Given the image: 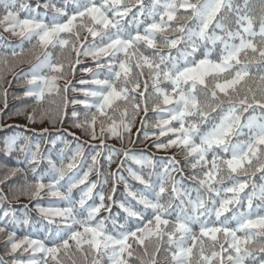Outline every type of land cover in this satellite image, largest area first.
I'll use <instances>...</instances> for the list:
<instances>
[{"label": "snow or ice", "instance_id": "obj_1", "mask_svg": "<svg viewBox=\"0 0 264 264\" xmlns=\"http://www.w3.org/2000/svg\"><path fill=\"white\" fill-rule=\"evenodd\" d=\"M40 7L45 11H38ZM178 9L184 14L178 15ZM0 29L17 37L21 46L25 41L31 45L23 96L40 105L55 92L65 108L83 105V120L73 107L70 117L66 112L60 117L61 123L70 118L84 135L99 139L98 145L78 142L73 149L57 136L46 154L36 137L47 129L36 133L22 125H0V132L10 133L0 136V155L15 165L0 163V183L22 177L7 193L0 188V234H7L5 255L11 257L10 264H77L76 253L83 258L81 264H88L89 255L92 264H103L105 257L107 264H130L131 258L158 264L162 251L164 264H264V0H151L147 5L144 0H63L62 6L37 0L35 8L24 0H0ZM0 41L5 47L11 44L3 35ZM57 48L74 52L75 62L70 55L67 64L54 59L50 49ZM174 50L178 56L171 54ZM23 55V47L19 53L11 51L14 59ZM82 56L91 57L95 67L81 68L92 79H80L75 87L68 77L74 76ZM2 63L7 67L6 57ZM253 67L258 76L251 72ZM59 80L65 81L63 87ZM69 91L83 99L68 97ZM149 100L158 116L151 125ZM141 110V127L133 140L132 127ZM37 112L17 109L9 115H25L33 122ZM117 112L118 119L110 114ZM39 115L43 119L48 114ZM141 132L145 139L151 135V147L157 151L178 149L159 158L160 171H155L153 155L145 154L147 148L123 146L126 140L132 145L141 142ZM108 138L122 147L106 144ZM58 141L65 147L56 151ZM98 148L106 149L107 156ZM102 156L109 165L116 157L122 159L115 171L106 173L100 166ZM177 156L189 170L190 186L175 178L176 173L183 177ZM128 159L153 169L147 179L127 169L152 198L128 191L125 177L119 175ZM42 162L47 167L40 171ZM93 172L95 180L90 179ZM257 173L259 185L251 179ZM119 182H124L127 197L143 208L115 198ZM73 190L80 192L79 199L73 198ZM44 194L56 198L49 199L47 207L41 204ZM21 196L35 201L48 221L45 240L28 234L17 237L16 227L30 221L2 205L9 197ZM165 196L167 201L161 202ZM113 205L122 210L124 222L118 223L120 212L112 216ZM109 220L111 229L106 226ZM146 241L153 251H148ZM134 244L144 249L142 256H135ZM0 264H5L2 258Z\"/></svg>", "mask_w": 264, "mask_h": 264}, {"label": "trees", "instance_id": "obj_2", "mask_svg": "<svg viewBox=\"0 0 264 264\" xmlns=\"http://www.w3.org/2000/svg\"><path fill=\"white\" fill-rule=\"evenodd\" d=\"M59 1H61L63 3V0H59ZM24 2H26L27 4H29L30 7H33V8H35L37 5V0H24ZM44 2H45V0H40L41 5ZM52 2L56 3V0H52ZM162 2H163V0H162ZM238 2L242 3L243 0H238ZM144 3L146 5L150 4L151 0H144ZM37 10L40 12L45 11L42 7L38 8ZM136 10L137 9H133V11H136ZM126 19L132 20V16H128ZM141 19H143V17H141ZM132 28L134 29L135 25H132ZM216 31H217V34L223 35V33L220 32V30L217 29ZM0 35H3L4 37L7 38L8 41L11 42V44L9 46L5 47L3 44V41H0V125H8V124L22 125V126H26L28 129H34L36 133H40L43 129H47L48 130L47 133H45L42 137H40V136L36 137V139H38L41 143L42 150L46 154H47V150L49 148L54 147L50 143V141L52 139H55L57 136H60L63 140H67L69 148H73V149L75 148V146L78 142H87L88 144H97L98 145L99 144L98 139L97 140H91L88 136L83 134V132L80 128L77 131L75 129H71L70 127H68V124H67L68 121L66 120L67 118H64L63 122L61 123L60 117H63L65 112L64 113L62 112L63 114H61V116L59 117L57 115V113L55 111H53L51 115H53L52 119L55 122L54 123L51 122V123H49V125H41L44 123L42 120H38L40 118L38 112H37V118L33 122L27 121V119L25 118V115H14V116L9 115V113L15 112L17 109L23 110L25 113L33 111L32 108L34 106H31V104H34L35 101L32 98H28V97L23 96V92L25 91V86H24L25 74L30 71V63H28V58L31 55L28 52V49L31 48V45L28 44L27 41H25V42H23V45L21 46V43L17 37H13L8 33H4L2 31V29H0ZM170 35H173V34H170ZM21 47H23V49H24V55L20 58L14 59L11 56V51L14 48L19 53L21 51ZM179 47L183 48L184 46L180 45ZM209 47H211V45H209ZM171 54L173 56L179 55V53L176 52L175 50ZM5 57L8 60L7 67H5L4 64L2 63V61ZM56 57H57V55H56ZM62 58H63L62 60H64L65 64H67V62H68L67 57L63 56ZM23 59H24L25 63H23L22 65H19V66H15V65L13 66L14 62L17 63V61L23 60ZM80 61H81L80 64L76 65V69L79 68L81 70V68H85V67L86 68H94L95 67V63H94V65L90 66V64L92 62H94V61H92V59L87 60V59H81L80 58ZM251 72L254 75H257V76L259 75V73L257 72V69L255 67H253L251 69ZM84 75H88L87 80L92 79V76L89 75L88 73L84 72L82 74V76H84ZM71 76H73V75L70 73L69 77H71ZM69 77H68V79H69ZM78 77H80V76L76 74V78H74L75 81L72 83V84H75V86H76V84L78 86H80L78 83V81L80 79ZM18 80L19 81L23 80L24 83L18 84L17 86H15V83L18 82ZM250 83H251V81H249V84ZM167 87H169V86H167ZM11 94H13V97H11ZM5 95H6V103L8 106L7 109H5ZM70 97L83 99V96L80 93H75L73 95H70ZM50 98L55 100V102L58 106L54 107V108L56 111H58V109L60 107V104L58 103L59 102L58 96L56 94H54V95L51 94L50 96H47V98L45 100H47V99L49 100ZM26 100L29 103H27ZM36 106H38V105H36ZM78 106H79V109L81 110L79 114H81V116L85 115V113H83V107L84 106L83 105H78ZM73 107L77 108L76 106H73ZM66 110H67V108H66ZM148 114H149L148 119L152 117L151 119L153 120V122H156V120L158 119L157 114L153 113L152 110H149ZM251 114H252L251 112L246 113L244 118H246L247 115H251ZM257 114H259V113L257 112ZM51 115H48V116H51ZM212 115H216V113H212ZM57 118H58V120H56ZM80 118H82V117H80ZM89 118H90V115H89ZM48 120L50 121L49 118H48ZM38 123L40 125H38ZM175 126H178V125H175ZM14 131H16V130H14ZM96 131H97V136H99V134H100L99 129H96ZM156 131L158 133L159 130L157 129ZM245 131H247V130L245 129ZM7 134H10V133L0 132V136L7 135ZM72 134H74V136ZM74 137L79 138V140L75 139ZM132 139L133 140L136 139V132L133 133ZM240 139H246V137L242 136V137H240ZM161 140H163V137L161 138ZM235 140H236V138L234 137L233 142H235ZM46 141H47V143H45ZM140 141L141 142L136 143L135 145H130V146L135 147L136 149L147 148V153H145V154L146 155L147 154L153 155L154 162L157 164L155 171H160L162 169V164L159 161V158L172 156L178 151V149H176V148H172V149H169L167 151H164V150L157 151L155 148L151 147V141H152L151 135H149L148 139L143 138ZM105 143L108 145H113L116 148H120L119 145H117L116 142L113 140L107 139L105 141ZM120 145H121V143H120ZM123 146H125V147L128 146L127 140L125 141V144ZM64 147H65V145L58 141L57 145L55 146V149H56V151H58L60 148H64ZM87 151L91 152L92 149L88 148ZM97 151L103 152L104 156L108 154L106 149L98 148ZM136 154L138 155L139 153H136ZM52 155H53V158L55 159L56 158V152H53ZM68 155H71V151L68 152ZM118 158L119 157L115 158L116 162L119 160ZM176 159L181 161V166L183 168V177L179 173H176L175 174L176 180H178V181L183 180V183L185 185L190 186L191 182L187 179L188 174H189V170H187L186 168L183 167V157L177 156ZM209 159H210V157H209ZM88 162H90V158H89ZM116 162H114V163H116ZM0 163H9L10 166H15L13 162L9 161L6 157H4L2 155H0ZM163 163H167V160H164ZM86 166L87 165H85V168H86ZM100 166L102 168V171H104L106 173L109 171H113L112 169H110L111 165H109L107 163V161L103 158V156L100 158ZM46 167H47L46 162H42L40 171H43V169ZM128 168H131L133 171L137 172L138 174L145 176L146 179L148 178V173L150 171H153V169H150L148 167H144L142 165H137L134 161H132L131 159H128L125 162V164L123 165V168L119 172V175L124 176L125 181L129 185L128 191L137 192V193L145 192L144 186L142 184H140L139 181H136L129 174V172L127 171ZM0 170H1L0 174L4 175L3 170L2 169H0ZM92 175H93V177H91ZM28 178L32 179L31 174H29ZM14 179L15 178H13L10 182H12ZM90 179L91 180L96 179V174L94 172L92 174H90ZM152 179H155V177H153ZM251 179L258 185L262 182L260 180V174L259 173H257L256 176L251 177ZM18 181H19V179L17 178L16 182H18ZM45 182H47V180H45ZM110 188H111V181H109V184L105 186L104 191L107 193L110 190ZM116 188H117V190H116L114 195H115V198L117 200L123 201V200H125V198H127V201L129 203H131L134 208H143L142 205L137 204L136 200L132 199L131 197H127V193H126L125 187H124V182H119L117 184ZM250 190L251 189H249V191ZM145 194L149 195V198H152L149 193L145 192ZM192 195L195 196V192H193ZM79 196H80V192L77 190H73V198L79 199ZM49 199L55 200L56 198H54V197L50 198L46 194H44V196L41 199L42 206H44V207L49 206V204H48ZM167 199H168V197L165 196L164 200H162L161 202H166ZM27 202L29 204L24 203V201L20 200V199H17L15 201L8 200L2 206L8 208L10 212L15 214V216H17L21 220H23L25 217H27L29 219L30 223L28 225L21 224L20 226L16 227L15 231H16L17 235L28 234L31 236V235L36 234L35 236H37V238L43 240V237H45V235H47V232H48V227H49L48 221L44 220L43 217L41 216V214L37 211L35 201L27 200ZM87 202L91 203V200H89ZM256 202H259V201H256ZM62 203L63 202H60V204H62ZM177 203H178V201H177ZM33 204H34V206H33ZM60 204H59V206L63 207V205H60ZM24 205H27V207L25 208ZM118 212L121 213V216L118 218V223H122V222H124V220H123L124 214L122 213V210H120L118 208V206L113 205L112 216H116V214ZM101 216L107 217V216H109V213L108 212H102ZM129 223H131V220H129ZM106 226L109 229H111L110 220L107 222ZM51 227L55 228V224L51 225ZM196 230L198 231V226L196 227ZM5 239H6L5 237H2V239H0V243L2 241L4 242ZM146 244L148 245V251L149 252L153 251L152 243L149 241H146ZM133 250H134V253L137 254L135 256H140V255L142 256V254L144 252V249L142 247L138 248L135 244L133 245ZM164 255L165 254L162 251L158 254V257H162ZM7 256L8 255H5L3 253V250H1V248H0V258H2L4 260L5 264H10L9 260H7V258H6ZM37 258L39 259V257H37ZM73 258L77 261V264H81L79 262V261H82L81 258H76L75 255L73 256ZM132 259L133 258H131V260H130V264H137L136 262L132 261ZM104 260H105L104 264H107V258L106 257ZM69 264H70V262H69Z\"/></svg>", "mask_w": 264, "mask_h": 264}, {"label": "rangeland", "instance_id": "obj_3", "mask_svg": "<svg viewBox=\"0 0 264 264\" xmlns=\"http://www.w3.org/2000/svg\"><path fill=\"white\" fill-rule=\"evenodd\" d=\"M56 4H57V6H62L63 5V3L61 2V1H59V0H56ZM69 6L71 7L72 5L71 4H69ZM43 8V7H42ZM178 15H180V14H184V9H178V13H177ZM132 27V26H131ZM81 39L83 40L84 39V33H81ZM88 39L89 40H91L92 38L89 36L88 37ZM50 51H52L53 52V58L54 59H56V58H59V59H63L62 57L63 56H65V57H67V58H69V55H70V58H71V60H72V62L74 63L75 62V53L73 52V53H71V54H69V52L68 51H61L59 48H57V49H50ZM131 51V50H130ZM140 51H142V52H145V54H147V55H150L151 53H149V52H146L145 51V47H141L140 48ZM56 55H57V57H56ZM121 55V58H123V54H120ZM81 59H87V60H91V57H80ZM32 59V56H30L29 58H28V61H30ZM21 61H23V62H21ZM23 63H25L24 62V59L23 60H19V61H17V63L16 62H14L13 63V66L15 65V66H19V65H22ZM94 63L95 62H92L91 64H90V66H92V65H94ZM135 63V61H133V64ZM134 71H135V69H134ZM84 72L83 71H81L79 68L78 69H76L75 70V74H74V76H71V77H69V79L72 81V83L75 81L74 80V78H76V74L77 75H79L80 77H78L79 79H84V80H87V76L88 75H84V76H82V74H83ZM145 77H147V70H145ZM25 81V80H24ZM24 81L23 80H21V81H19L18 80V82H16L15 83V86H17L18 84H23L24 83ZM58 83H59V85L61 86V87H63V85H64V83H65V81L64 80H59L58 81ZM151 82L149 81V84H150ZM73 86H75V84H73ZM164 86H168V85H164ZM248 85H245V87H247ZM75 87H79L77 84H76V86ZM75 93H77V92H72V91H69L68 93H67V96L68 97H70V95H73V94H75ZM14 94V93H13ZM13 94H11V97H13ZM55 94V92H53L52 93V95H54ZM151 94H152V89H151V86H149V95L151 96ZM71 98V97H70ZM34 100V99H33ZM58 100H59V104H60V107H59V109H58V111H56L55 110V108L54 107H57L58 105L56 104V102H55V100H53V99H47V100H45L42 104H40V105H38V106H36L37 105V103L35 102L34 104H31V106H34L32 109H34V108H36V109H38V114H39V112L40 111H43V112H45V113H47L48 115H51L52 114V112L53 111H55L56 113H57V115H58V112H59V117L61 116V114H63L64 112H66L67 113V116H71V111L73 110V105H71V104H68L67 105V110H66V108H65V106H64V104H63V102H62V99H61V97L60 96H58ZM27 101V100H26ZM27 103H29L28 101H27ZM77 107V106H76ZM121 107H123V105L121 104ZM148 107H149V110H151V100H149V103H148ZM65 109V110H64ZM76 110L80 113V109H79V106L76 108ZM87 110L83 107V113H85ZM93 111H95V110H93ZM63 112V113H62ZM149 113V112H148ZM110 114H113V115H115L116 117H117V119L119 118V113L117 112V113H110ZM48 115H46L43 119H41V118H39L38 120H42L43 121V123L44 124H41V125H49V123H51L49 120H48V118H49V116ZM144 115V113H143V111L141 110L140 111V114H139V116H137V119H136V121H135V123H134V125H133V127H132V132L133 133H135L136 132V130L137 129H139L140 127H141V125H140V117L141 116H143ZM40 116V115H39ZM51 117H53V115H51ZM80 117H82V118H80L81 120H83L84 118H85V115H82L81 116V114H80ZM148 117H149V114H148ZM152 118V117H151ZM151 118H149L148 119V121H149V125H151L152 123H154L153 122V120L151 119ZM56 120H58V118L56 119ZM68 122H67V124H68V127H70L71 129H75V130H77L78 131V129L79 128H77V127H74L73 126V124L75 123V121L74 120H72V119H70V118H67L66 119ZM152 121V122H151ZM38 125H40L39 123H38ZM96 129H99V131H100V128H99V124H97L96 125ZM97 132V131H96ZM136 135H137V132H136ZM139 136H140V140L141 139H143L144 138V136H143V132H141V133H139ZM89 137V136H88ZM90 138V137H89ZM91 139V138H90ZM99 140V139H98ZM108 140H113V141H115L116 142V144L117 145H119V147H122L121 145H120V141H118L117 139H115V138H108ZM139 143V142H138ZM127 145L128 146H126V147H128V148H131L132 146H130V145H132V144H129V143H127ZM105 156H107V155H105ZM119 160L116 162V163H112L111 164V167H110V169H112L113 171H115L116 170V167H117V163L120 161V159H122V157H119L118 158ZM182 167V166H181ZM183 167H184V165H183ZM184 168H186L187 170H188V168L187 167H184ZM1 171V170H0ZM3 176L4 175H1L0 174V181L1 180H3ZM256 176V175H255ZM91 177H93V175L91 176ZM17 178L20 180L22 177H20V176H18V177H15V179L12 181V182H10L12 179H10L8 182H7V184H3V183H0V188H2L3 189V191L5 192V193H7L8 192V190H9V187L10 186H12V185H14V184H17L18 182H16L17 181ZM23 198V199H22ZM20 200H23L24 201V203H26V204H29L28 202H27V200H29V199H27L26 197H23V196H21L20 198H19ZM9 200L10 201H15V200H17V199H12L11 197H9ZM60 205H63L64 206V204L62 203V204H60ZM33 206H34V204H33ZM48 233V232H47ZM6 233H3V234H0V239H2V237H5L6 238ZM36 234H34V235H31V237L32 238H36V239H39V238H37V236H35ZM22 236H24V235H22V234H19V235H17V237H22ZM46 236L47 235H45V237H43V240H45L46 239ZM34 238V239H35ZM5 243L2 241L1 243H0V248H1V250H3V253L5 254ZM85 250L87 251V246H85ZM19 255V252L17 253V256ZM135 255H137V254H135ZM75 256H76V258H81V259H83L81 256H80V254L79 253H76L75 254ZM141 256V255H140ZM39 257V256H38ZM7 258V260H9V262H11V257L10 256H7L6 257ZM74 259V258H73ZM105 259V258H104ZM104 261L105 260H103V264H104ZM132 261H134V262H136L137 264H140V262H139V260H137V259H135V258H133L132 259ZM8 262V261H7ZM80 263H81V261H79ZM88 264H92V256L91 255H89V257H88ZM158 264H164V256H162V257H158Z\"/></svg>", "mask_w": 264, "mask_h": 264}]
</instances>
